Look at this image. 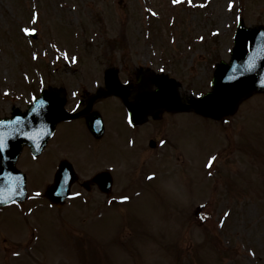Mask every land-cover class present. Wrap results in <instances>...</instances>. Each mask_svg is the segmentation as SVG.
I'll list each match as a JSON object with an SVG mask.
<instances>
[{"label": "rangeland", "instance_id": "1", "mask_svg": "<svg viewBox=\"0 0 264 264\" xmlns=\"http://www.w3.org/2000/svg\"><path fill=\"white\" fill-rule=\"evenodd\" d=\"M37 1L40 17L34 15L35 25L31 26V0H0V117L9 115L12 105L26 106L41 89L64 86L69 103L74 101L71 97L83 92L91 95L97 87L91 84L101 83L102 72L109 67L118 68L120 75L132 83L139 71L158 73L163 68L170 73L176 67L193 88L180 82L179 95L189 100L198 91L209 90L210 45L211 52L218 51L228 62L236 26L235 1L236 5L243 2L192 0L190 4L181 0L171 7L172 0H121V4L120 0ZM146 6L150 9H144ZM240 8L245 25L264 28V0H244ZM146 10L162 15L156 20L144 19ZM169 16L175 17L172 30L177 44L166 53L163 44L168 43L167 37L163 36V43H157L156 35L150 31L154 26L165 32L171 24ZM21 26L36 28L37 38L32 39L35 41L20 37ZM210 30L217 35L215 40L211 41L210 36L206 40L196 39ZM112 110L118 114L110 111L114 121L105 120L108 139L104 145L117 147L116 151L103 157L102 147L97 146L96 154L100 157L92 161L89 169L79 160L78 169L85 177L104 165L119 168L125 178L122 181L117 172L114 191L117 195L127 194L134 201V208L105 209L109 211L107 217L99 220L94 210L101 206L104 197L85 192L87 204L77 201L61 208L46 205L37 208L29 218L19 219L22 227L30 222L20 237L17 227L0 218V264H177L178 258V264H197L200 260L218 264L213 262L219 259L218 246L228 240L224 246L235 250L233 255L239 256V264H264V234L260 235V226L264 225V205L260 206L264 203V93L250 94L228 117V123L212 124L192 112L163 114L158 122L164 124L167 132L176 130L177 144L173 142L170 147L169 142L164 146L162 161L131 160V150L122 147L126 144L124 139L140 141L141 132L128 129L118 107L112 106ZM159 129L158 126L148 133ZM76 134L83 142V133L78 130ZM70 145L69 141L61 142L54 148L66 149ZM70 147L87 153L90 150L77 144ZM80 155L90 162L88 154ZM213 156L216 159L209 168ZM49 157L50 154L47 170L40 173L45 182L41 191L51 180ZM19 165L34 176L36 165L25 156ZM150 170L157 172L158 178L143 183V174ZM40 178L28 182L38 184ZM246 183L250 194L240 192L244 189L241 185ZM227 184L231 185L227 189L230 194L223 201ZM232 186L236 188L234 193ZM38 204L43 203L39 200ZM223 217L228 218L221 226ZM114 237L130 238V249L124 245L120 249L113 242ZM217 237L220 244L214 242ZM212 242L215 244L210 253ZM11 253L21 257L13 258Z\"/></svg>", "mask_w": 264, "mask_h": 264}, {"label": "water", "instance_id": "2", "mask_svg": "<svg viewBox=\"0 0 264 264\" xmlns=\"http://www.w3.org/2000/svg\"><path fill=\"white\" fill-rule=\"evenodd\" d=\"M261 33H264V31L239 29L235 40L236 47L232 55V62L229 66L220 67L214 80L215 91L207 96L211 97L210 101L213 102V107L209 110L206 109L207 112H204L201 106L198 105L199 103L195 102L194 107L196 106L197 111L218 118L221 117L219 115L232 112L238 101L248 94L249 91L264 90V59L257 57L258 66L251 72H242L240 70V66L245 63L249 53H254L258 44H264V37L261 36ZM156 84L159 87L158 91L151 98H144L142 106H146L153 101L159 107L175 109L174 107L178 106V103L174 100L171 87L164 85L161 81H157ZM161 98L163 99L160 100ZM43 100L46 101L44 104L46 107L45 111L41 113V117L46 124L51 126V124L62 117L60 105L53 95H44ZM39 106L37 105V107ZM32 114L27 117L35 125L37 120L35 115ZM10 129L9 127L8 130ZM15 142H11V145ZM16 146L18 145L13 147L12 154L14 151L16 152ZM48 196L52 199L51 193Z\"/></svg>", "mask_w": 264, "mask_h": 264}, {"label": "snow or ice", "instance_id": "3", "mask_svg": "<svg viewBox=\"0 0 264 264\" xmlns=\"http://www.w3.org/2000/svg\"><path fill=\"white\" fill-rule=\"evenodd\" d=\"M181 0H172L173 4L180 3ZM188 3H192V0H188ZM203 6V5H201ZM232 4H229V8H232ZM155 14V13H154ZM239 20V17L237 18ZM35 22V21H33ZM24 33L26 34H34L36 32L35 28H24ZM261 36L264 37V33H261ZM203 39V37H201ZM65 58H67V53H64ZM257 57L260 59H264V44H258L255 47L254 53H249L247 60L243 65L240 66V70L242 72H251L254 68L258 66L257 63ZM163 71V69H161ZM7 94V93H6ZM203 96V93L200 94ZM33 102H37V98L34 96L32 97ZM211 97H205L204 101H210ZM38 103L43 106L46 101L39 100ZM79 107V105H77ZM33 113H38L39 109L35 106L30 109ZM133 117H129L128 122L132 123ZM28 123V117L27 116H16L12 120H0V159H5L6 157L3 156V153L6 152V150L9 147V139L15 138L17 135H23L26 136L28 139H34V136L29 135L27 132L24 131L22 127H18L20 125L27 126ZM11 128L10 131H5L3 129L5 128ZM216 157H211V160L209 161L208 167L210 168L212 166V161H214ZM211 174V173H209ZM152 177H149L151 179ZM22 178L19 176L13 175L11 172H8L6 170H0V203H7L11 198L12 195L15 194L18 190L17 182L20 181ZM59 182V178H58ZM37 196L40 195L39 192L36 193ZM74 195H79V193H75ZM121 202L127 201L129 198L127 196L121 197ZM111 203V201H109ZM225 215H228V213H225ZM223 225V221H221V226ZM16 255H19V253H16Z\"/></svg>", "mask_w": 264, "mask_h": 264}]
</instances>
